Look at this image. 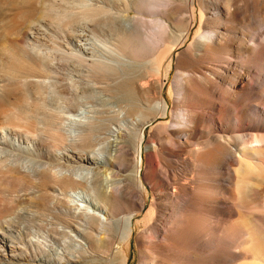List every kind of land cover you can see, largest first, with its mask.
Instances as JSON below:
<instances>
[{"label": "bare ground", "instance_id": "bare-ground-1", "mask_svg": "<svg viewBox=\"0 0 264 264\" xmlns=\"http://www.w3.org/2000/svg\"><path fill=\"white\" fill-rule=\"evenodd\" d=\"M180 1L79 0L74 12L39 2L28 42L42 27L80 38L81 21L102 17L118 64L89 62L100 70L82 74L85 84L46 82L50 56L18 46L37 70L0 90V106L2 95L18 100L0 118L11 139H0V228L25 224L15 244L2 238L14 264H134L133 241L139 264H264V0H228L223 11L216 0ZM51 86L67 109L47 97ZM79 89L114 104L80 113ZM80 189L85 203L100 197L103 216L74 202Z\"/></svg>", "mask_w": 264, "mask_h": 264}, {"label": "rangeland", "instance_id": "rangeland-1", "mask_svg": "<svg viewBox=\"0 0 264 264\" xmlns=\"http://www.w3.org/2000/svg\"><path fill=\"white\" fill-rule=\"evenodd\" d=\"M64 8H67L69 11H77L79 6L82 4L79 2V0H66L62 1L59 0ZM87 1V0H86ZM90 3H96V2H103V1H111V0H89ZM114 1V0H113ZM180 0H178L179 2ZM41 0H0V76H3L4 80L0 82V90H7L8 92H11V88L16 85V80L27 78V73L32 70H37L36 67H33L31 64L34 63V58L29 56H24V58H21L16 54V51H18L19 45H24L25 47H28V50L31 48L33 50H39L41 53H44L48 56H50V60L52 64L47 69L48 76L43 77L42 79L46 80V82L54 80L56 74H61L62 78L61 81L63 82H69L71 84L73 83H88L87 80H85L82 77V74L87 75L91 72V70H100L97 68H93L89 62L93 61H107L112 62L115 64H118L114 59V51L115 47L113 45V35L111 32H113V27L104 24L102 21H104V18L96 19L95 21L93 19H87L86 21H81V24L77 25L74 28V32H80V38L76 37H70L54 32L51 30H46L45 27H42V33L36 35L35 40L32 42H28L26 38H23V31H27L29 34H32L31 30L28 28V23L33 20L34 18H37L40 11H43V5L40 4ZM181 2V1H180ZM183 4H187V0L182 1ZM217 3L222 4V6L217 9L220 11H223L226 7V3L229 2L228 0H216ZM166 6H157L156 9H164ZM222 8V9H221ZM213 8L211 7L210 10L207 8L206 10V17L210 18ZM136 11L131 10L130 13H123L124 15V27L127 29L131 28V22H130V16H135ZM198 15L199 20L201 18L200 16V8H198ZM147 18H151L148 16ZM42 19V18H40ZM39 19V20H40ZM39 23V21H36L35 24ZM155 28L154 25H152ZM195 31V30H194ZM142 35L139 34V37ZM81 41V46L84 49L89 50V53L85 54V58L88 59V61H81L80 60V51H79V43ZM28 42V43H27ZM32 43V44H30ZM78 44V45H77ZM131 44V42H128L127 45ZM188 46V43L186 45H183L179 50L178 53L175 55V60L178 58V54H180L186 47ZM32 56L35 54L30 51ZM14 53V54H12ZM13 56V57H12ZM16 56V57H15ZM16 58V59H15ZM20 59V60H19ZM27 61V62H26ZM29 62V63H28ZM127 64L130 63L129 58L127 57L126 61ZM40 70V69H39ZM174 73L171 76L170 85L166 87L167 95L170 94V90L174 91V77L176 73V67H174ZM263 70V69H262ZM8 86V87H7ZM5 87V88H4ZM7 87V88H6ZM171 88V89H170ZM54 88L51 86L48 88V94L47 97L49 99L62 102V108L67 109L68 104L64 101L62 98H58L53 93ZM80 94V97L77 99L81 105L79 106L80 113H87L89 108H92L94 106H103L107 103V106H111L114 104V99L112 100L109 95L105 93L100 92H88L82 93L79 89L77 91ZM15 97V98H14ZM3 98V99H2ZM105 99H108L106 101ZM8 100V101H6ZM76 100V99H75ZM1 101H5L6 103L2 104L0 106V118L4 116V113L9 109H11L13 106L17 105V98L16 95L13 93H9L8 95H2ZM5 107V108H3ZM6 109V110H5ZM8 109V110H7ZM2 111V112H1ZM74 116L73 114L65 113V115ZM66 129L68 132L72 131L75 133V129H72L71 122H66ZM116 127V126H115ZM152 125L148 126V129H151ZM6 132H0V139L3 140H11L8 138ZM115 136H112L111 140H113ZM31 145V144H30ZM29 146V145H28ZM33 146V145H32ZM145 150L146 146H145ZM111 160V155L109 152L106 153V156L103 157V160ZM101 173H102V191L104 193H107V187L110 183V177L109 174L106 172V165H102L101 167ZM91 183V180L89 181ZM89 192H85V190H78V192L72 193V199H74L75 203H79L81 206H85L89 204V209H91L92 212H95L96 214H99L103 216V212L99 209V207L102 205V201L100 197L96 196L95 193H92V200L91 203H85L83 201L84 197L83 195L88 194ZM150 205V199L148 201V204L146 206V211L149 209ZM12 227V226H11ZM25 228V224H21V229H18V227L13 226L12 228L5 229L0 228V264H9L10 261L12 262V257L14 258V254L10 248L3 247V237L8 238L9 244H15L12 241L15 240V237L19 236L16 231L23 232ZM13 229V230H10ZM35 238V237H32ZM20 246H23L20 244ZM132 248L129 251V261L130 263L134 261V264H139V252H138V246L137 243L133 241ZM31 252V251H30ZM14 255V256H12ZM12 259V260H11ZM15 259V258H14ZM14 264V262H12Z\"/></svg>", "mask_w": 264, "mask_h": 264}]
</instances>
